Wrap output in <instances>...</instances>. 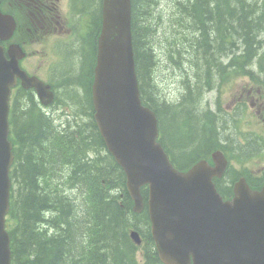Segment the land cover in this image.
<instances>
[{
	"label": "trees",
	"instance_id": "16d2710c",
	"mask_svg": "<svg viewBox=\"0 0 264 264\" xmlns=\"http://www.w3.org/2000/svg\"><path fill=\"white\" fill-rule=\"evenodd\" d=\"M161 3L132 0L140 90L159 116L163 144L175 157L199 158L224 143L225 134L237 143L229 133V116L205 107L204 95L219 79L239 73L254 78L258 72L264 77V0H174L168 30ZM162 32L168 61L185 89L176 100L165 99L156 84L157 35ZM256 57L257 73L247 68ZM78 74L77 90L83 94L65 91L80 106L74 130L57 131L54 119L36 107L31 95L15 100L12 264H163L148 213L133 211L125 173L93 120L87 75L84 70ZM143 194L146 198L147 190ZM131 227L141 232V247L132 241Z\"/></svg>",
	"mask_w": 264,
	"mask_h": 264
},
{
	"label": "water",
	"instance_id": "95a60500",
	"mask_svg": "<svg viewBox=\"0 0 264 264\" xmlns=\"http://www.w3.org/2000/svg\"><path fill=\"white\" fill-rule=\"evenodd\" d=\"M98 66L93 84L95 119L110 151L127 173L134 210L144 207L141 186L149 183V214L159 256L167 264H264V188L251 191L242 180L232 201H223L212 178L221 175L226 159L214 155L186 173L178 172L157 142V118L141 103L131 34V0H106ZM18 62L7 61L0 48V264H11L4 231L9 209L8 141L10 87L20 74ZM140 243L137 231L131 233Z\"/></svg>",
	"mask_w": 264,
	"mask_h": 264
},
{
	"label": "rangeland",
	"instance_id": "374dc122",
	"mask_svg": "<svg viewBox=\"0 0 264 264\" xmlns=\"http://www.w3.org/2000/svg\"><path fill=\"white\" fill-rule=\"evenodd\" d=\"M161 7L164 11V19L166 17L167 24V30L169 29L168 26V20L169 17L172 15L171 10L173 8V2L174 0H161ZM157 37H159V40L157 41V49L159 52V75H158V81L160 82L164 92L167 94V96H171L175 98L177 94L181 93V88L178 85V82H181L180 76L178 75V69L176 67H173L171 63L168 61L167 56V46L166 41L164 39L163 32L158 34ZM49 43H52V40H49ZM39 48H34L35 50H39V54L32 58L30 60V64L33 68L37 67L39 71L41 70V66H49L51 64H54V59L51 57L50 52L51 49H46L47 45L45 43L38 44ZM44 50H46L44 52ZM44 55V56H43ZM27 64H29V61H27ZM69 64L72 69H74L76 72L74 73L73 82L71 85H69V92L70 94H75L77 90L76 84V77L79 75V71L81 69V63L80 60L75 57V55L71 54L69 56ZM32 71H36V69H31ZM42 74V73H40ZM240 86L235 87L233 85L232 87H229L227 89H223L222 94L220 95V98L222 100V105L225 110H228L232 105V100H235L236 97V90L239 89ZM71 90V91H70ZM80 94H83L81 89L77 90ZM71 98V97H70ZM210 99V96L208 97ZM211 98H215L212 97ZM72 100V99H71ZM68 101V100H67ZM250 106V112H247L246 109H243L237 118V120L232 123L231 117H227L229 119V124L231 126L230 132L232 131V134L234 135V138L236 140L243 139V137H249L250 139L254 138L257 134H260L264 138V116L261 112H259L256 109L255 105H249ZM80 107V106H79ZM77 106V109H79ZM57 113H62V108L57 109ZM65 117V116H64ZM59 123V120L57 118L56 124ZM178 137V136H176ZM182 155H180L181 157ZM184 158V157H182ZM244 164L248 167H250L253 170L262 169L264 167V156H257L253 160L246 158L244 160Z\"/></svg>",
	"mask_w": 264,
	"mask_h": 264
},
{
	"label": "flooded vegetation",
	"instance_id": "af4514ba",
	"mask_svg": "<svg viewBox=\"0 0 264 264\" xmlns=\"http://www.w3.org/2000/svg\"><path fill=\"white\" fill-rule=\"evenodd\" d=\"M64 2L65 0H0V7L3 12L15 17L20 34H23L26 29L34 36L41 26L46 32L50 31L49 33H59L67 37L74 34L80 41L83 39V33H89V31L70 16H67L65 21L61 13ZM26 22H31L33 27L24 28L22 24Z\"/></svg>",
	"mask_w": 264,
	"mask_h": 264
}]
</instances>
